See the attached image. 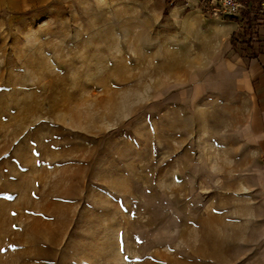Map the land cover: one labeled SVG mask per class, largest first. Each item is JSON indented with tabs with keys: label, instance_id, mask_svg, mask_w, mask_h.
Listing matches in <instances>:
<instances>
[{
	"label": "rangeland",
	"instance_id": "rangeland-1",
	"mask_svg": "<svg viewBox=\"0 0 264 264\" xmlns=\"http://www.w3.org/2000/svg\"><path fill=\"white\" fill-rule=\"evenodd\" d=\"M170 1L0 0V264L255 259L243 102L193 93L217 19Z\"/></svg>",
	"mask_w": 264,
	"mask_h": 264
},
{
	"label": "crops",
	"instance_id": "crops-1",
	"mask_svg": "<svg viewBox=\"0 0 264 264\" xmlns=\"http://www.w3.org/2000/svg\"><path fill=\"white\" fill-rule=\"evenodd\" d=\"M250 4L247 3L248 6ZM187 20L192 25L186 30L199 35L208 28L214 35L211 43L214 45L213 53L207 57L206 66L192 74L197 84L193 93L243 102L245 128L242 137L248 148L259 155L253 171L259 173L256 174L258 195L264 214V24L260 26L258 42L250 40V45L234 46L232 39L237 26L231 21L216 20L205 25V21L198 20L193 14ZM251 264H264V241Z\"/></svg>",
	"mask_w": 264,
	"mask_h": 264
},
{
	"label": "built area",
	"instance_id": "built-area-1",
	"mask_svg": "<svg viewBox=\"0 0 264 264\" xmlns=\"http://www.w3.org/2000/svg\"><path fill=\"white\" fill-rule=\"evenodd\" d=\"M174 1L169 2L170 7H174ZM185 7L191 8V5L186 1ZM192 8L200 11L204 17H211L219 21H231L238 17L241 13L247 14V18L252 21L250 22L251 40L258 42L260 23L255 22L257 17L264 16V3L261 4V9L256 12L252 9L245 8L244 4L240 0H197L192 3ZM248 19L243 21L248 22Z\"/></svg>",
	"mask_w": 264,
	"mask_h": 264
},
{
	"label": "trees",
	"instance_id": "trees-1",
	"mask_svg": "<svg viewBox=\"0 0 264 264\" xmlns=\"http://www.w3.org/2000/svg\"><path fill=\"white\" fill-rule=\"evenodd\" d=\"M245 1H251V0H245ZM255 22H258V23H260V24H264V16H261V17H257L256 19H255Z\"/></svg>",
	"mask_w": 264,
	"mask_h": 264
},
{
	"label": "bare ground",
	"instance_id": "bare-ground-1",
	"mask_svg": "<svg viewBox=\"0 0 264 264\" xmlns=\"http://www.w3.org/2000/svg\"><path fill=\"white\" fill-rule=\"evenodd\" d=\"M192 23L190 21H186L184 24H183V28L186 29L188 27H191Z\"/></svg>",
	"mask_w": 264,
	"mask_h": 264
}]
</instances>
